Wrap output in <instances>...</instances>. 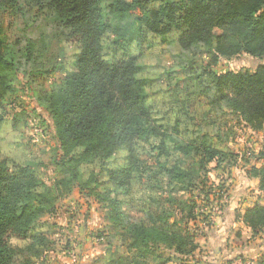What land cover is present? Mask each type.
<instances>
[{
    "label": "trees",
    "instance_id": "obj_1",
    "mask_svg": "<svg viewBox=\"0 0 264 264\" xmlns=\"http://www.w3.org/2000/svg\"><path fill=\"white\" fill-rule=\"evenodd\" d=\"M43 3L52 13L28 19L22 40L8 44L0 35V110L13 102L15 82L22 78L47 115L58 164L66 172L54 183L56 196L71 193L75 185L93 190L108 221L127 232L129 256L116 258L120 249L109 245L100 264H148L151 247L188 259L198 249L187 225L195 219L196 204L174 195L197 190L209 165L232 166L235 154L219 132L199 130L179 138L171 102L151 100L152 81L142 76L145 67L139 61L162 45L184 52L201 47L212 65L250 57L252 69L208 70L198 96L208 124L230 113L249 130L263 131L264 0H27L28 5ZM22 10L19 0H0V14L25 18ZM69 42L78 49L72 69L49 91L36 85L48 74L42 59L49 46ZM37 108L30 113L46 122ZM26 112L13 113V127L21 120L26 124ZM120 154V163H114ZM144 155L152 164L141 161ZM258 159L260 165L247 175L258 181L264 202V153ZM88 166L97 174L81 185ZM55 200L32 167L0 159V264H47L52 244L39 223ZM129 206L144 219L133 223L125 210ZM237 218L256 235L264 229V205L255 204Z\"/></svg>",
    "mask_w": 264,
    "mask_h": 264
},
{
    "label": "rangeland",
    "instance_id": "obj_2",
    "mask_svg": "<svg viewBox=\"0 0 264 264\" xmlns=\"http://www.w3.org/2000/svg\"><path fill=\"white\" fill-rule=\"evenodd\" d=\"M19 3L25 18L0 14V35L8 44L22 40L28 19L52 13L46 3L40 6L28 5L27 0H19ZM77 51V46L72 42L52 43L42 59L48 74L38 79L36 85L41 84L49 91L58 84L64 71L72 69ZM139 64L145 67L142 76L152 81L148 89L151 100L162 98L171 102L180 122L179 138L193 136L199 130L210 134L219 132L226 139L229 151L235 154L232 166L217 169L214 164L209 165L201 175L197 190L174 195L177 200L196 204L195 219L187 223L198 246L194 255L182 260L159 247H151L146 259L148 264H248L249 261L264 260V229L252 235L237 218L238 214L255 204L264 205L256 181L247 175L251 166L261 163L258 156L264 153V130L251 131L230 113L214 117L213 124H208L203 121L204 104L201 96H198L201 84L208 81V70L216 73L243 71L252 69L255 61L241 55L220 59L216 65H212L210 55L201 47L184 52L162 45L155 48L152 54L145 53ZM15 86L17 92L13 102L3 111L0 110L5 117V122L0 124V159L8 158L16 164L32 167L49 189V196L56 198L52 211L39 223L40 233L52 244L46 263L100 264L99 260L105 256L109 245L120 249L116 258L129 256L128 245L131 241L127 232L108 221L107 211L93 190L75 185L71 193L56 196L54 183L63 178L66 172L58 164L59 153L50 122L45 112L35 105L31 89H28L25 81L20 78ZM34 108L46 122L41 123L36 114L30 113ZM20 110H26L29 117L25 125L21 120L13 127L11 116ZM121 156L114 163H120ZM141 161L149 165L153 160L144 155ZM91 173L97 174V170L92 166L84 168L80 176L81 185ZM98 179L105 180L102 176H98ZM125 210L133 223L144 219L134 206Z\"/></svg>",
    "mask_w": 264,
    "mask_h": 264
},
{
    "label": "crops",
    "instance_id": "obj_3",
    "mask_svg": "<svg viewBox=\"0 0 264 264\" xmlns=\"http://www.w3.org/2000/svg\"><path fill=\"white\" fill-rule=\"evenodd\" d=\"M256 181V183H257V188H258V181L257 180H255ZM242 223V222H241ZM243 224V223H242Z\"/></svg>",
    "mask_w": 264,
    "mask_h": 264
}]
</instances>
